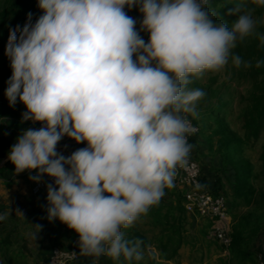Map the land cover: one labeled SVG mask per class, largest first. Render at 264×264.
Wrapping results in <instances>:
<instances>
[{
    "label": "clouds",
    "instance_id": "9594fccd",
    "mask_svg": "<svg viewBox=\"0 0 264 264\" xmlns=\"http://www.w3.org/2000/svg\"><path fill=\"white\" fill-rule=\"evenodd\" d=\"M206 4L37 0L42 14L35 22L29 12L22 29H9L5 96L10 106L19 98L23 119L43 126L22 130L7 156L17 173L35 169L30 179L54 178L46 186L48 219L78 233L83 256L142 258L140 241L126 239L122 229L160 201L186 162L188 115H196L204 95L187 87L190 77L224 67L236 41L253 33L250 12L229 28L213 21ZM125 6L143 14L147 43ZM258 39L264 44V34ZM231 59L240 66L239 55ZM64 136L86 147L60 154L56 145ZM16 215L23 217L19 209Z\"/></svg>",
    "mask_w": 264,
    "mask_h": 264
},
{
    "label": "trees",
    "instance_id": "16d2710c",
    "mask_svg": "<svg viewBox=\"0 0 264 264\" xmlns=\"http://www.w3.org/2000/svg\"><path fill=\"white\" fill-rule=\"evenodd\" d=\"M205 7L214 22L223 20L229 28H231V23L243 12H250L253 20L257 21L253 33L242 40L238 39L236 46L230 50L229 55L230 60L233 54L239 55L242 61L239 67L232 62L233 71L230 79L237 81L239 77L241 79L245 78L251 84L250 90L247 91L248 95L237 102L238 119L242 122V135L232 130L226 119L227 112L233 106L229 102L230 100H226L223 89H208L205 91V85L199 83V78L204 73L199 77L191 76L190 83L187 85L189 89L198 88L204 92L197 105V108L201 107L203 110L195 111V116L188 115L195 125H200L198 133L191 137L188 143L191 144L192 149L198 136L201 135L208 140L209 149L214 151L220 158V165L216 168L201 166V184L214 196L223 195L227 199L229 214L232 218L231 244L228 247L232 256L230 262L232 264H257V256L251 246L258 240L260 242V239L264 236V233H262L264 231L262 230L264 222V181L261 180L262 177L264 178V142L259 152L260 171H255L254 164L246 157V152L250 148L253 149L256 141L264 135V44H261L258 39L260 34H264V22H261L264 21V6L256 5L252 0H208ZM236 8L239 9V12L234 11ZM124 11L128 15L126 6ZM29 12L32 13V22L34 23L42 14V10L37 6V0H3L1 3L0 76L7 74L9 78L12 74L10 60L5 55L9 29H14L17 25H20L22 29L27 22ZM142 19L136 20L135 28L147 43L149 34L141 30ZM133 58L135 59V57ZM257 61H262L259 67L256 66ZM6 106L8 105L6 104ZM196 116L200 118L197 119ZM208 119L213 121L211 123L205 122ZM11 120L12 118H0L3 130L8 131L11 129ZM203 121L205 124L201 125ZM36 128H39L38 124ZM58 144H61V142L59 141ZM191 149L188 156L192 152ZM9 150L10 148H6L5 153H3V149L0 150V155L3 153V159L7 157ZM192 157L196 160L195 156ZM1 171L9 174L17 173L14 164L10 160L0 168ZM226 171H229L233 177L231 192L229 193L223 191L222 175ZM260 180L261 184L258 183ZM41 194L43 195H39L35 197L36 200H33L32 208L26 210L23 224L33 222V230L35 231L33 242L37 244V248L34 250L37 254L36 260H42L43 264H47L54 247H67L71 242L79 240V235L58 219L51 221L48 219L47 189ZM241 206L248 207V212L245 215H241L236 211ZM188 219L189 215L184 208L183 190L178 186L165 187L164 195L157 204L151 206L148 212L142 214L130 227L122 229L126 239L140 241L139 251L142 258L139 261H125L121 257L120 260L114 261L104 255L106 264H157L155 253H152L150 248L156 251L160 261L174 262L181 247L187 241L190 242V240L195 239L192 234L186 236L185 222ZM14 223L15 221L12 218L11 222L8 223L4 220L0 226V264H29L28 255L33 250L28 248L27 241L29 237H23L22 239L17 224L12 227ZM36 225L39 226V229L35 227ZM65 226L69 231L62 235H67L68 239L66 242H62L58 239V233L65 232L63 229ZM209 226L207 223L202 227L200 232L203 236H207ZM49 234L54 236L52 249H48L45 245L48 240L46 237ZM19 239H21V244ZM79 255L82 261L81 264H90V256H83L80 253ZM73 264L80 263L78 261Z\"/></svg>",
    "mask_w": 264,
    "mask_h": 264
},
{
    "label": "rangeland",
    "instance_id": "374dc122",
    "mask_svg": "<svg viewBox=\"0 0 264 264\" xmlns=\"http://www.w3.org/2000/svg\"><path fill=\"white\" fill-rule=\"evenodd\" d=\"M3 0H0V6ZM208 1V0H207ZM126 10L128 12V16L132 17L135 20H139L143 18V14L139 12L138 7L133 6L131 9H129L126 6ZM232 71H233V65H232V59L228 58V62L224 67H222L219 70L216 71H205L204 74L199 78V83L202 85H205L204 90H218V89H223L225 93V98L227 101H229L233 107L229 109L226 115V119L230 124V128L234 130L238 134H243L242 131V122L238 119V108H237V102L238 100H242L244 97H246L247 91L250 90L251 84L248 79H239L237 81H232L230 78L232 76ZM7 78L8 75L5 74L3 76H0V118H14L11 123V126L13 127L12 129L15 130L16 132H19L20 129L24 128H36L37 127V122H33L32 120H29L27 122L26 120L23 119L22 113L27 111L26 106L19 101V98H17V102L14 106H10L6 96H5V89L7 87ZM232 82V83H231ZM213 93V92H212ZM8 106H6V104ZM198 101L196 102L195 106V111H200L203 110L201 107H198ZM7 107V108H6ZM15 110V111H14ZM197 119H199V116H196ZM16 121V122H15ZM213 120H207L205 122L211 123ZM203 121V124H205ZM215 126V124H213ZM22 126V128H21ZM200 125L198 124V128ZM3 131V126L0 123V133ZM21 132V131H20ZM19 132V133H20ZM16 135V134H15ZM66 137V136H64ZM2 137L0 136V139ZM14 140L12 145L16 142V138L12 139ZM215 142H216V137H215ZM1 142V140H0ZM7 140L4 142H1L3 145L0 146V150L3 149V153H5L6 147L11 148V143L7 144ZM264 142V135L261 136L259 140L256 141V145L253 149H249L246 152V157L254 164L255 171L258 172L261 169V161L259 160V152H260V147ZM191 154L190 157L193 158L192 156H195L196 160L201 166H207L210 168H216L220 165V158L216 155L214 151H211L209 149V143L208 140L203 137V136H198L197 142L194 145V147L191 149ZM3 153L0 155V164L8 159V156L3 159ZM5 156V155H4ZM3 159V160H2ZM9 160V159H8ZM195 160V161H196ZM2 177V176H1ZM30 177L27 176L23 177L27 181L28 178ZM30 179V178H29ZM262 182L264 181V178H261ZM258 182L259 184H261ZM32 181V180H31ZM222 182H223V191L226 193L231 192V187L233 183V177L229 173V171H226L222 175ZM15 188H18L17 192L27 190L28 187L19 185ZM5 191H8L11 189V187H4L1 188ZM0 189V192L2 191ZM29 194V191H28ZM43 194H40V196ZM38 197V196H37ZM27 201L25 202L26 206L24 207V210H21L23 213V217L17 216L15 213V209L10 208L11 205H7L6 202H3L5 200H2L0 198V211L1 213L7 212L8 215L5 218L6 222H11V219L14 218L15 223L12 224V227H14L17 224V228L19 230V234L22 236L21 238H28L27 244L28 248L33 249L29 253V261L32 264H43V261H37L36 260V248L37 244L33 242L35 239V231L33 222L31 224H23V218L26 216V210L29 208H32L35 199V196L32 197L28 196L26 199ZM43 205V203H42ZM41 205V206H42ZM43 207V206H42ZM41 208V207H40ZM3 209H5L3 211ZM237 212L241 213V215H245L248 212V207L247 206H241L236 210ZM189 215V214H188ZM13 216V217H11ZM33 219V218H32ZM232 221V218H231ZM207 222L197 216H192L189 215V219L185 222V229L187 230L186 236L188 237L189 235H193L195 239L190 240V242H186L180 249L178 256L176 257V260L174 262H162L158 259L157 253L154 249L150 248V251L155 253V260L159 262V264H229L232 262V256L229 252V249L223 246L215 237H213L209 231V228H207V236H203L201 234V229L204 227ZM64 231L63 233H58V239L61 240L62 242H66L68 239L67 235H62L65 234L66 232L69 231V229L65 226L63 227ZM264 230V222H263V229ZM264 233V231L262 232ZM54 236L49 234L47 242H46V247L48 249H52L54 244H52V241L54 240ZM186 237V239H187ZM20 244L21 239H19ZM79 240H77V244ZM68 243V242H67ZM251 249L254 250L257 258L256 262L257 264H264V236L251 246ZM34 251V252H33ZM79 263L81 264V259L78 260ZM77 261V262H78ZM156 263L158 264V262ZM90 264H106L104 260V255H101L98 258L90 257ZM29 263V264H30Z\"/></svg>",
    "mask_w": 264,
    "mask_h": 264
},
{
    "label": "built area",
    "instance_id": "2783aa9c",
    "mask_svg": "<svg viewBox=\"0 0 264 264\" xmlns=\"http://www.w3.org/2000/svg\"><path fill=\"white\" fill-rule=\"evenodd\" d=\"M191 125V132L187 140L198 133V126L188 116ZM38 127L43 126L37 122ZM66 146L56 145V151L64 155L63 149ZM72 152L68 153L70 155ZM27 174L35 176L37 170H27ZM201 165L190 156L186 162L177 167L173 177L172 186L180 187L184 192V208L187 214L197 216L205 220L210 226L209 231L223 246L228 248L231 244V216L227 199L223 195L214 196L202 184ZM33 180V179H32ZM48 184L54 185V178L43 175L39 181L33 180L32 193L35 197L47 189ZM4 220H0V226ZM80 259L77 240L67 247L56 246L52 249L47 264H73Z\"/></svg>",
    "mask_w": 264,
    "mask_h": 264
},
{
    "label": "crops",
    "instance_id": "0c3cea01",
    "mask_svg": "<svg viewBox=\"0 0 264 264\" xmlns=\"http://www.w3.org/2000/svg\"><path fill=\"white\" fill-rule=\"evenodd\" d=\"M13 119L14 118H12V120ZM26 121L29 122V120H26ZM0 123L2 124V121H0ZM11 123H13V121ZM12 128L13 127H11V129L8 130V131L3 130L0 133V136L2 137L0 139L1 142H4L5 140H7L8 141L7 144L10 141V143L12 145V143L14 141V140H11L12 136H13V139L17 138L16 136L20 135L22 130H24L23 128L20 129L19 132L20 131L21 132L19 133V132H16L15 130H13ZM1 142H0V146L3 145ZM60 142H61V144H57V145L66 146L63 149L64 155H66V156H68V153L73 152V151H75L78 148L86 147V142H81V143L78 144L75 140H73V139H71V138H69L67 136L66 137H62ZM6 148L8 149V147H6ZM3 163H4V161L0 164V168H2L6 164V163H4V164ZM27 176H29L27 174V170L23 171V172H20V173H15V174H9L7 172L4 173L3 171L0 172V189L4 188V187H11V189L8 190V191H5V190L1 189L2 191L0 192V198L2 200H5L3 202H6L7 205L8 204L11 205L10 208L15 209V211L17 209L24 210L25 209L24 207L26 206L25 202L27 201L26 199L28 198V196L32 197V195H33V193H32L33 180L29 179L30 178L29 177L28 180L25 181L27 179ZM23 177H26V179L23 178ZM19 185H22V186H25V187H28V188H27V190H23V191L17 192L18 188H15V187H17ZM28 191H29V194H28ZM33 197H34V195H33ZM4 210L5 209H3V211ZM0 214H2L1 211H0ZM11 217H13V216H11Z\"/></svg>",
    "mask_w": 264,
    "mask_h": 264
},
{
    "label": "water",
    "instance_id": "95a60500",
    "mask_svg": "<svg viewBox=\"0 0 264 264\" xmlns=\"http://www.w3.org/2000/svg\"><path fill=\"white\" fill-rule=\"evenodd\" d=\"M7 161H8V159H7V160H5V161H4V163H6ZM4 163H3V164H4Z\"/></svg>",
    "mask_w": 264,
    "mask_h": 264
}]
</instances>
